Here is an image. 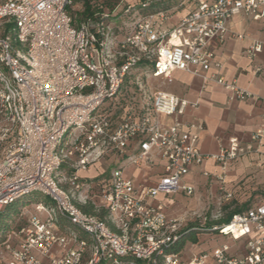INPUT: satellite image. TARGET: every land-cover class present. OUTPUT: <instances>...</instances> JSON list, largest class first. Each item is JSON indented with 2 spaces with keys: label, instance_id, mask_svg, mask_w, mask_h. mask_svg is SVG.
<instances>
[{
  "label": "built area",
  "instance_id": "obj_1",
  "mask_svg": "<svg viewBox=\"0 0 264 264\" xmlns=\"http://www.w3.org/2000/svg\"><path fill=\"white\" fill-rule=\"evenodd\" d=\"M76 1L0 0V211L41 196L33 214L9 231L0 264H264V205L210 229L245 239L244 256L230 257L223 245L185 258L177 250L185 226L154 204L159 197H192L194 186L185 178L207 161L217 168L212 176L221 200L230 201L224 189L230 165L260 153L264 119L247 143L231 138L204 155L202 124L180 120L198 102L146 93L131 79L138 70L162 79L179 71L222 87L230 101L254 99L235 81L208 74L215 58L210 44L244 39L229 32V21L264 20V0L201 1L175 25L167 24V10L141 15L128 0H95L93 13L79 19L68 10ZM145 1L143 7L152 0ZM263 46L264 38L252 41L243 54L253 60ZM161 116L174 119L163 125ZM132 145L138 149L129 155ZM110 158L115 166L107 177L80 183V173ZM155 159L162 172L151 186L140 188L126 175L128 167L141 169ZM94 199L96 210H106L103 219L79 208ZM210 222L204 216L197 223Z\"/></svg>",
  "mask_w": 264,
  "mask_h": 264
},
{
  "label": "crops",
  "instance_id": "obj_2",
  "mask_svg": "<svg viewBox=\"0 0 264 264\" xmlns=\"http://www.w3.org/2000/svg\"><path fill=\"white\" fill-rule=\"evenodd\" d=\"M128 1L132 4H139L142 0ZM201 1L209 0H170L165 9L170 13L167 24H177L184 15L194 8L196 3ZM228 30L231 34H241L245 38L236 40L228 37L223 43H219L218 40L212 41L210 48L215 58L208 74H219L227 82L235 81L239 87L251 93L254 99L230 101L228 99L230 93L222 87L214 83L204 84L199 77L185 72L174 71L167 79H164L167 87L164 92L189 102H198L197 109L188 112L180 120L202 124L203 130L199 133L198 147L204 155L216 154L219 148L226 146L231 138L237 139L242 144L247 143L251 133L264 119V46L253 60H248L243 54L252 41H261L264 38V20L252 22L242 16H236L229 21ZM255 67L261 68L260 73L254 72ZM155 91L158 90L153 92ZM173 119L174 117H159V121L163 125L171 124ZM262 143L263 146L259 154L241 157L230 165L224 189L232 194V198L224 203L235 202V205L238 206L235 209L245 210L264 205V139ZM137 149V145H132L128 154H135ZM114 160V158L105 159L101 163L93 165L87 172L80 173V178L85 181V184H93L94 179L103 174L107 168H111L110 171L114 168ZM102 163L105 168L101 170ZM203 171L209 172L211 176H202ZM161 172L162 163L159 159H155L151 166L145 165L141 169L133 167L126 169V175L133 177L140 188L151 186L160 177ZM216 173L215 165L211 161H207L201 168L192 169L185 181L194 186L195 193L202 187L207 188L211 195L209 204H215L222 201L221 195H216L218 183L212 176ZM206 194L207 196L204 195V198L208 200V192ZM183 196L176 194L159 197L157 201H154V204L161 203L165 208L167 218L173 219L171 212L175 202L180 203V198ZM25 214L24 217H19L21 220L19 225L24 222L26 216L33 214V211H25ZM221 238L223 240L220 241V246H228L230 257L245 255V239L232 240L222 236ZM217 247L219 246L214 244L213 246L200 247L199 239L195 236V242L189 240L184 242L181 251L185 258H189L192 254L210 251ZM0 256L3 262L7 254L3 251Z\"/></svg>",
  "mask_w": 264,
  "mask_h": 264
},
{
  "label": "rangeland",
  "instance_id": "obj_3",
  "mask_svg": "<svg viewBox=\"0 0 264 264\" xmlns=\"http://www.w3.org/2000/svg\"><path fill=\"white\" fill-rule=\"evenodd\" d=\"M87 6L83 3L82 0L76 1L72 6L69 7V13L73 16L75 15L77 18L80 17L81 11ZM7 30L10 29V27H6ZM138 78V81L140 85H142L143 90L146 93L153 92L154 90H158L161 92H164V90L167 88L166 87V81L162 79L161 77H153L150 69H145V70H138L134 71L132 73L131 79ZM109 101H105L103 104V107H105ZM73 138V131L69 133L67 136V143L71 141ZM100 169H104L105 166L102 163L100 165ZM101 172V171H100ZM208 192V200H205V196H207ZM209 191H207V188L202 187L199 189L192 197H181V202L177 203L175 202V205L172 209L171 212V217L173 219H177L181 223H183L184 226H187L189 224L197 223L202 217H207L210 218L213 223L215 221H218L222 219L226 213L229 211L238 208L237 205H235V202H229V203H224L223 201H219L215 204H209V201L211 200V195L209 196ZM216 195H222V193L218 190L216 192ZM41 196L39 193H34L31 196L26 197L23 199L18 204L19 209L23 208V213L25 211H30L33 209V204L40 200ZM195 199V200H194ZM17 207V206H15ZM12 217L13 219H11ZM9 218L5 217L4 220L0 221V225L9 221L11 224H7V230H12L16 226H18L21 223V220L17 216V213H12ZM196 237L199 239V245L200 247H206V246H213L217 245L220 246V241L223 240L221 236H219L217 233H199L196 235ZM1 238V237H0ZM1 242V241H0ZM3 249L2 245L0 244V254H2ZM0 261H1V256H0Z\"/></svg>",
  "mask_w": 264,
  "mask_h": 264
},
{
  "label": "trees",
  "instance_id": "obj_4",
  "mask_svg": "<svg viewBox=\"0 0 264 264\" xmlns=\"http://www.w3.org/2000/svg\"><path fill=\"white\" fill-rule=\"evenodd\" d=\"M82 1L85 5L87 4V6L81 11V15H80V17H78L79 19H83V18L89 16L94 11L92 6H94L95 0H82ZM146 2L147 1L142 0L139 4H137L138 10L141 13V15H147L149 13H155V12H158L161 10H165L166 7L168 6V4L170 3V0L169 1L152 0L148 4V6L143 7L142 4H144ZM106 6L111 8V3L106 2ZM73 16H75V15H73ZM110 169L107 168L103 174L98 175V177H96V179H94L93 183H97L102 178L107 177L110 173ZM80 183L85 184V181L83 179H80ZM95 201H97V200L96 199H94V201L88 200L86 205L79 206V208L82 212H84L86 214H93V215H96L98 218L103 219L106 215V210L103 208H98V210H96L95 209V203H96ZM19 203L20 202L4 207L0 211V221L4 220L5 217L9 218L12 213L13 214L17 213V216H19V213H20V209L18 207ZM15 206H17V207H15ZM241 211H242V209H233V210L229 211L228 213H226V215L222 219L215 221L213 223H208L205 226H200L198 223H193V224H189V225L185 226L184 229L179 234L180 235V243L177 247V250H181L183 243L188 241V240L191 242H195V236L199 233H213V231L210 230L212 227L228 223V221L231 219L233 214L241 212ZM10 218L13 219L12 217H10ZM5 221H6L5 223L0 225V237H1L0 238V241H1L0 244L1 245L5 242L7 235L9 233V230H7V224H11L9 221H7V220H5Z\"/></svg>",
  "mask_w": 264,
  "mask_h": 264
}]
</instances>
